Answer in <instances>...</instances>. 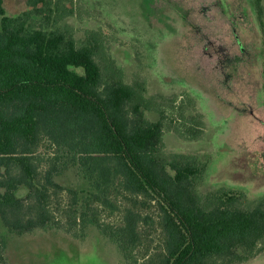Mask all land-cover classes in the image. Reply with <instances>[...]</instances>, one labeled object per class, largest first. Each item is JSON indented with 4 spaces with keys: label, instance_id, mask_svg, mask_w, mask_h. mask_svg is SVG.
I'll list each match as a JSON object with an SVG mask.
<instances>
[{
    "label": "trees",
    "instance_id": "trees-1",
    "mask_svg": "<svg viewBox=\"0 0 264 264\" xmlns=\"http://www.w3.org/2000/svg\"><path fill=\"white\" fill-rule=\"evenodd\" d=\"M69 4H73L71 0ZM264 25V0H252ZM0 0V224L13 236L38 230H65L76 236L86 223L115 243L126 264H247L264 253V196L219 187L205 195L199 187L208 164L168 153L164 116L146 97V81L127 83L110 63L105 75L98 58L99 33L80 42L67 19L75 15L63 0H27L28 10L9 16ZM108 59V58H107ZM194 139L205 135L204 118L190 99ZM159 109V108H158ZM162 113V112H161ZM46 144L50 152L43 151ZM85 190L65 188L57 178L68 171ZM26 188L28 194H17ZM71 203L62 211L60 195ZM128 195L123 226L103 228L97 207L117 208ZM154 203L163 236L160 251L142 260L135 206ZM110 229V230H109ZM8 240L0 230V264H9Z\"/></svg>",
    "mask_w": 264,
    "mask_h": 264
},
{
    "label": "rangeland",
    "instance_id": "rangeland-1",
    "mask_svg": "<svg viewBox=\"0 0 264 264\" xmlns=\"http://www.w3.org/2000/svg\"><path fill=\"white\" fill-rule=\"evenodd\" d=\"M63 1L73 5L75 15L66 21L79 43L89 32L100 34L98 61L105 75L114 62L127 83L145 79L146 97L157 109L147 117L157 121L163 114L166 151L208 164L202 195L227 187L251 200L264 196V25L252 0ZM4 6L9 16L28 10L27 0H5ZM190 99L204 118L205 135L199 140L189 132L199 127L190 120L195 116ZM43 151H52L49 144ZM57 182L78 192L86 188L73 170ZM27 194L22 188L17 195ZM60 199L66 213L70 197L64 192ZM114 202L115 211L97 207L95 213L103 228L115 231L132 203L128 195ZM135 209L148 218L140 224L135 251L142 260L161 250L163 236L154 203L138 199ZM86 222L76 236L56 229L18 237L0 224L8 263L126 264L117 245ZM247 264H264V253Z\"/></svg>",
    "mask_w": 264,
    "mask_h": 264
}]
</instances>
